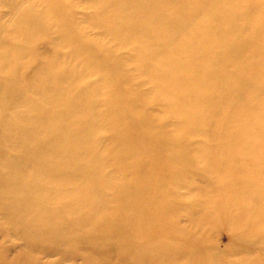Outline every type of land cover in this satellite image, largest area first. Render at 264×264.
Wrapping results in <instances>:
<instances>
[{"label":"bare ground","instance_id":"obj_1","mask_svg":"<svg viewBox=\"0 0 264 264\" xmlns=\"http://www.w3.org/2000/svg\"><path fill=\"white\" fill-rule=\"evenodd\" d=\"M0 264H264V0H0Z\"/></svg>","mask_w":264,"mask_h":264},{"label":"rangeland","instance_id":"obj_2","mask_svg":"<svg viewBox=\"0 0 264 264\" xmlns=\"http://www.w3.org/2000/svg\"><path fill=\"white\" fill-rule=\"evenodd\" d=\"M116 42H112V44L111 45H113V44H115ZM39 50H41V48H42V45L40 44L39 46ZM94 78H96V77H94ZM93 81L95 80V79H93V77L91 78ZM90 81V80H89ZM211 235V234H210ZM209 235V236H210ZM215 240H216V242H218V244L220 245V246H224L225 247V245L227 244V240H226V238H225V236L223 235V234H221V233H216V236H215Z\"/></svg>","mask_w":264,"mask_h":264}]
</instances>
